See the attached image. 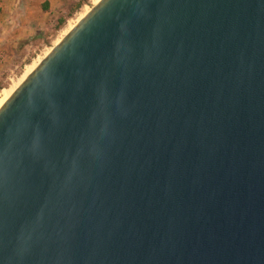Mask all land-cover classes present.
<instances>
[{
  "label": "water",
  "instance_id": "95a60500",
  "mask_svg": "<svg viewBox=\"0 0 264 264\" xmlns=\"http://www.w3.org/2000/svg\"><path fill=\"white\" fill-rule=\"evenodd\" d=\"M0 264H264V0H101L0 108Z\"/></svg>",
  "mask_w": 264,
  "mask_h": 264
},
{
  "label": "rangeland",
  "instance_id": "374dc122",
  "mask_svg": "<svg viewBox=\"0 0 264 264\" xmlns=\"http://www.w3.org/2000/svg\"><path fill=\"white\" fill-rule=\"evenodd\" d=\"M54 1L51 7L49 0H0V99L11 96L95 5Z\"/></svg>",
  "mask_w": 264,
  "mask_h": 264
},
{
  "label": "bare ground",
  "instance_id": "6f19581e",
  "mask_svg": "<svg viewBox=\"0 0 264 264\" xmlns=\"http://www.w3.org/2000/svg\"><path fill=\"white\" fill-rule=\"evenodd\" d=\"M101 0H95V5H97ZM10 95L8 92L4 93V95L0 99V108L4 105V103L9 99Z\"/></svg>",
  "mask_w": 264,
  "mask_h": 264
},
{
  "label": "crops",
  "instance_id": "0c3cea01",
  "mask_svg": "<svg viewBox=\"0 0 264 264\" xmlns=\"http://www.w3.org/2000/svg\"><path fill=\"white\" fill-rule=\"evenodd\" d=\"M49 2H50V4H51V7H53L54 4H55V1H54V0H49Z\"/></svg>",
  "mask_w": 264,
  "mask_h": 264
},
{
  "label": "trees",
  "instance_id": "16d2710c",
  "mask_svg": "<svg viewBox=\"0 0 264 264\" xmlns=\"http://www.w3.org/2000/svg\"><path fill=\"white\" fill-rule=\"evenodd\" d=\"M63 22H64V21H62V20L60 21L61 24H62Z\"/></svg>",
  "mask_w": 264,
  "mask_h": 264
},
{
  "label": "built area",
  "instance_id": "2783aa9c",
  "mask_svg": "<svg viewBox=\"0 0 264 264\" xmlns=\"http://www.w3.org/2000/svg\"><path fill=\"white\" fill-rule=\"evenodd\" d=\"M0 10H1V8H0Z\"/></svg>",
  "mask_w": 264,
  "mask_h": 264
}]
</instances>
